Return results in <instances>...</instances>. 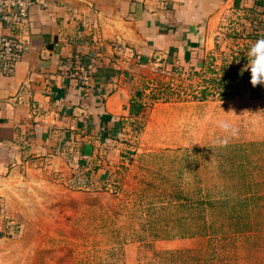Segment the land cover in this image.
Segmentation results:
<instances>
[{"label":"rangeland","instance_id":"374dc122","mask_svg":"<svg viewBox=\"0 0 264 264\" xmlns=\"http://www.w3.org/2000/svg\"><path fill=\"white\" fill-rule=\"evenodd\" d=\"M257 1L225 0L188 62L133 72L115 133L57 140L0 178V264H264V86L244 70ZM231 69L244 81L199 98ZM217 120L238 129L224 147Z\"/></svg>","mask_w":264,"mask_h":264},{"label":"crops","instance_id":"0c3cea01","mask_svg":"<svg viewBox=\"0 0 264 264\" xmlns=\"http://www.w3.org/2000/svg\"><path fill=\"white\" fill-rule=\"evenodd\" d=\"M224 1L34 0L24 22L0 24L25 46L0 71V178L57 140L118 128L134 106L127 78L192 59Z\"/></svg>","mask_w":264,"mask_h":264},{"label":"built area","instance_id":"2783aa9c","mask_svg":"<svg viewBox=\"0 0 264 264\" xmlns=\"http://www.w3.org/2000/svg\"><path fill=\"white\" fill-rule=\"evenodd\" d=\"M34 0H0V24L17 25L24 22ZM24 43L15 35L0 38V71L9 74L24 52ZM83 81L88 80L82 69Z\"/></svg>","mask_w":264,"mask_h":264},{"label":"clouds","instance_id":"9594fccd","mask_svg":"<svg viewBox=\"0 0 264 264\" xmlns=\"http://www.w3.org/2000/svg\"><path fill=\"white\" fill-rule=\"evenodd\" d=\"M248 63L245 69L250 72V83L253 87L264 86V38L257 39L247 53ZM217 127L226 135L217 138L218 146H227L229 139L238 135V129L227 120H217ZM195 143V142H194Z\"/></svg>","mask_w":264,"mask_h":264},{"label":"trees","instance_id":"16d2710c","mask_svg":"<svg viewBox=\"0 0 264 264\" xmlns=\"http://www.w3.org/2000/svg\"><path fill=\"white\" fill-rule=\"evenodd\" d=\"M257 3H258V6L259 5H262L263 3H262V1L261 0H258L257 1ZM242 74H244V72H242V73H239V72H237L236 70H230V71H224V73H223V75L222 76H220V78H218V79H212L211 78V80H209L210 82H211V86H208V87H204V88H202V90H201V92H200V96H199V98H206V96H207V94H208V89H210V88H212V87H214V88H220V87H228L230 84V81H233V80H237V83L239 84V83H241V82H243L244 81V76H242ZM222 92H220V94H221ZM111 132H113V133H115L116 132V129H114V130H111ZM242 173V172H241ZM243 174H245L244 172H243ZM243 178H244V176H242ZM256 198V197H255ZM251 199V198H250ZM238 202V201H237ZM240 205H238V207H239Z\"/></svg>","mask_w":264,"mask_h":264}]
</instances>
